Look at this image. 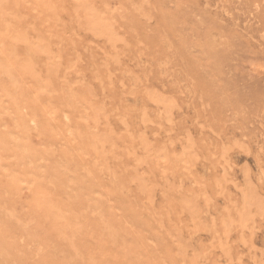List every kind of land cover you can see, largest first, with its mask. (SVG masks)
Instances as JSON below:
<instances>
[{"label":"rangeland","instance_id":"rangeland-1","mask_svg":"<svg viewBox=\"0 0 264 264\" xmlns=\"http://www.w3.org/2000/svg\"><path fill=\"white\" fill-rule=\"evenodd\" d=\"M0 264H264V0H0Z\"/></svg>","mask_w":264,"mask_h":264},{"label":"bare ground","instance_id":"bare-ground-1","mask_svg":"<svg viewBox=\"0 0 264 264\" xmlns=\"http://www.w3.org/2000/svg\"><path fill=\"white\" fill-rule=\"evenodd\" d=\"M100 18V17H99ZM92 21V20H91ZM93 23V22H92ZM94 24H95V22H94ZM98 24V23H97ZM101 24V23H100ZM104 25V24H103ZM93 27V26H92ZM96 27H97V25H96ZM104 27V26H103ZM94 28H95V26H94ZM93 29V28H92ZM99 29V28H98ZM109 31V30H108ZM106 32V31H105ZM102 33V32H101ZM100 34V33H99ZM165 102H166V100H165ZM107 140V139H106ZM250 196V195H249ZM245 200H246V202H248V201H250V200H253L252 199V197H247V198H245ZM259 203V202H258Z\"/></svg>","mask_w":264,"mask_h":264}]
</instances>
